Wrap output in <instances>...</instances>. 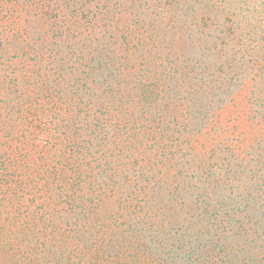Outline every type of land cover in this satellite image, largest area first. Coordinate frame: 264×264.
<instances>
[{"label": "trees", "instance_id": "trees-1", "mask_svg": "<svg viewBox=\"0 0 264 264\" xmlns=\"http://www.w3.org/2000/svg\"><path fill=\"white\" fill-rule=\"evenodd\" d=\"M0 264H264V0H0Z\"/></svg>", "mask_w": 264, "mask_h": 264}]
</instances>
